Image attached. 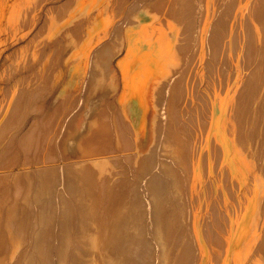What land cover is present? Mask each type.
Returning <instances> with one entry per match:
<instances>
[{"label": "rangeland", "instance_id": "rangeland-1", "mask_svg": "<svg viewBox=\"0 0 264 264\" xmlns=\"http://www.w3.org/2000/svg\"><path fill=\"white\" fill-rule=\"evenodd\" d=\"M22 1L0 2V264H35L39 251L50 259L38 263L62 264L58 257L65 247L71 261L63 264H89L87 258H75L91 253L92 243L96 257L105 255L94 263L109 264L112 214L131 210L134 219L121 228L128 254L134 253L126 255V264H220L227 245L233 246L230 264H251L256 255L264 256V0H231L234 10L230 0H33L30 10L22 9ZM45 3H52L48 11ZM16 13L27 16L17 27ZM3 35L10 43L3 45ZM28 35L31 52L15 54L14 38ZM42 66L53 73L16 74ZM128 74L145 107L139 121L124 115L120 101ZM224 88L231 90V99L224 104L222 127L231 139L236 174L221 161L220 137L212 130V99ZM92 116L96 122L90 131ZM113 206L129 207L112 213ZM245 206V232L234 239ZM157 216L165 230L163 247L153 234L151 220ZM66 219L71 228L65 227ZM197 232L212 249L202 262ZM145 255L150 260L142 262Z\"/></svg>", "mask_w": 264, "mask_h": 264}, {"label": "bare ground", "instance_id": "bare-ground-1", "mask_svg": "<svg viewBox=\"0 0 264 264\" xmlns=\"http://www.w3.org/2000/svg\"><path fill=\"white\" fill-rule=\"evenodd\" d=\"M10 0H7V2H9ZM90 2L92 1V0H89ZM215 1V0H214ZM237 1V0H236ZM84 2V1H83ZM83 2H81V4L83 3ZM229 2V1H228ZM231 0H230V4H231ZM252 2V1H251ZM211 3V2H210ZM221 3V2H220ZM225 3H227V0H226V2ZM217 4L218 3H216V8L217 9H219L220 7H218L217 6ZM222 4V3H221ZM212 5V4H211ZM210 5V6H211ZM219 5V4H218ZM232 5V4H231ZM220 6V5H219ZM222 7H223V5H221ZM227 6H229L228 4H227ZM233 6H235V5H232V7H231V9H233L234 7ZM247 6H251V5H247ZM226 7V6H225ZM210 8V7H209ZM211 9V8H210ZM222 10H223V8H221ZM220 9V10H221ZM227 9V8H226ZM219 10V11H220ZM222 10L220 11V12H218L219 13V15H220V13H222ZM225 10V9H224ZM234 10V9H233ZM254 10V9H253ZM227 11V10H226ZM224 12V13H227V12ZM262 11H264V10H262ZM262 11H260V13L262 12ZM210 12V11H209ZM216 12V11H215ZM232 12V11H231ZM223 13V14H224ZM242 13V12H241ZM215 14H217V13H215ZM229 14V13H228ZM233 14V13H232ZM262 14H264V12H262ZM261 14V15H262ZM218 14H217V18H218V16H219ZM225 15H227V14H225ZM234 15V14H233ZM213 16V15H212ZM221 16V15H220ZM219 16V17H220ZM228 16V15H227ZM241 16H242V14H241ZM243 16H245V14L243 15ZM253 17V16H252ZM215 18V17H214ZM222 18V17H221ZM228 18V21H231L230 19H229V16L228 17H226L225 19H227ZM255 18V17H254ZM224 18H222V20H223ZM224 19V20H225ZM244 19V18H243ZM236 20H238V19H236ZM242 20V19H241ZM240 20V21H241ZM262 20H264V17H262ZM246 22V21H245ZM228 23V22H227ZM238 23V22H237ZM248 23V22H247ZM250 23V22H249ZM255 22L253 21V24H254ZM256 23L258 24V22L256 21ZM229 24V23H228ZM231 24H232V22H231ZM240 25L242 26L243 25V23L241 24L240 23ZM247 24H245L244 26H246ZM259 25V24H258ZM257 25V26H258ZM228 26V25H227ZM237 26V25H236ZM236 26H235V28H236ZM243 26V27H244ZM262 26V25H261ZM230 27H232V26H230ZM229 27V28H230ZM262 27H264V26H262ZM212 28V27H211ZM215 28V27H214ZM213 28V29H214ZM225 28H227V27H225ZM242 28V27H241ZM249 27H247V29H246V27L244 28L246 31L247 30H249L250 31V29H248ZM207 29V28H206ZM208 29H209V27H208ZM237 29V28H236ZM243 28H242V30H244ZM227 30V33H228V29H226ZM225 30V31H226ZM244 30V31H245ZM219 31V30H218ZM218 31H217V33H218ZM236 30H234V32H235ZM246 31H245V33H246ZM254 31V30H253ZM212 32H213V30H212ZM216 32V31H215ZM243 32V31H242ZM252 31H250V33H251ZM259 32V31H258ZM262 32H264V30H262ZM203 33V32H202ZM214 33V32H213ZM220 33V32H219ZM218 33V34H219ZM226 32L224 33L225 35L227 34ZM233 33V32H232ZM244 33V34H245ZM248 33V32H247ZM249 33V34H250ZM243 34V35H244ZM248 34V35H249ZM262 34V33H261ZM215 35V34H214ZM224 35V36H225ZM228 35V34H227ZM233 35V34H232ZM238 35H240V33L238 34ZM237 35V36H238ZM247 35V34H246ZM217 36H219V37H222V36H220V35H217ZM216 37V36H215ZM233 37V36H232ZM231 37V38H232ZM234 37H235V34H234ZM233 37V38H234ZM242 37H244V36H242ZM249 38L251 37V36H248ZM256 37H258L257 36V34H256ZM226 38H227V36H226ZM246 38V40H249V39H247V36L245 37ZM235 39V38H234ZM237 39V38H236ZM251 39V38H250ZM261 39V38H260ZM262 39H264V38H262ZM227 40V39H226ZM232 40L233 39H231V42H232ZM241 40V39H240ZM246 40H243L244 42L246 41ZM242 41V40H241ZM242 41V44H244V42ZM258 41H259V37H258ZM216 42V41H215ZM234 42V41H233ZM233 42H232V44H233ZM252 41H250L249 40V42H248V45L251 43ZM260 43H261V41H259ZM218 42H216V44H217ZM223 43V42H222ZM235 44H237V41L236 42H234ZM241 43V42H240ZM247 42H245V44H246ZM260 43H258V44H260ZM235 44H233V45H231V47L232 46H234ZM248 45H246L247 46V48H249V49H251V47H248ZM251 45V44H250ZM252 46V45H251ZM201 47V46H200ZM218 47V46H217ZM235 47V46H234ZM237 47V46H236ZM241 47V46H240ZM239 47V49H241ZM213 48V47H212ZM219 48V47H218ZM217 48V49H218ZM225 48H226V50L228 49L227 48V45L225 46ZM247 48H246V50H247ZM211 50V49H210ZM219 50V49H218ZM229 50H232V49H229ZM214 51V50H213ZM217 51V50H216ZM221 51V50H220ZM220 51H219V53H220ZM225 51V50H224ZM223 51V52H224ZM253 51H254V49H253ZM232 52V51H231ZM244 52V51H243ZM242 53V52H241ZM214 54H215V52H214ZM238 55V54H237ZM217 56V55H216ZM233 56V55H232ZM237 57V56H236ZM242 57H243V55H242ZM213 58V57H212ZM215 58V57H214ZM233 58V57H232ZM223 59V58H222ZM221 59V60H222ZM241 59V58H240ZM229 60V59H228ZM218 61V60H217ZM223 62V61H222ZM235 62H236V59H235ZM148 64V63H147ZM213 64V63H212ZM235 64V63H234ZM222 65V64H221ZM243 65H244V63H243ZM252 65V64H251ZM213 68H214V65H213ZM215 69V68H214ZM247 69V68H246ZM216 70V69H215ZM235 72H238V71H235ZM250 72V71H249ZM210 73V72H209ZM247 74V73H246ZM217 75V74H216ZM224 77L226 76V75H223ZM238 76V75H237ZM246 76V75H245ZM244 76V77H245ZM127 80H125L124 79V82L126 83V84H128V87L126 88V89H124V91L122 92V93H124V94H121V96H120V101H121V104L123 105V107H125V112H123L124 113V115H126V117L127 118H129L130 120H132V119H135V118H137V121H139V120H141V119H143V117L141 116L143 113H144V111H143V109L145 108H142V102H140L139 101V95H137L136 93H135V91H136V87H134V80L130 77V75L128 74L127 75ZM232 77V76H231ZM234 77H235V75H234ZM256 77V76H255ZM233 78V77H232ZM230 79V78H229ZM237 79V78H236ZM224 80V79H223ZM241 80V79H240ZM234 81H235V79H234ZM237 81H239V80H237ZM209 82V81H208ZM230 83H231V80L229 81ZM228 82V83H229ZM224 84H225V82H223ZM242 83V82H241ZM210 84V83H209ZM243 84V83H242ZM193 85H195V84H193ZM223 85V84H222ZM229 85H231V84H229ZM235 85V84H234ZM241 86V85H240ZM225 87V86H224ZM239 87V86H238ZM257 87V86H256ZM196 88V87H195ZM216 88V87H215ZM229 88H231V87H229ZM233 88V87H232ZM240 88V87H239ZM238 88V89H239ZM228 89V88H227ZM227 89H223L222 91H221V93H219V94H217V97L218 98H216L217 100H215V99H212V97H211V99H212V110H211V122H212V130H214V132H215V134H217L219 137H220V146H221V161L223 162V161H225L226 162V166L228 165V167H229V172L230 173H234V174H236L235 172L237 171V167H236V162H235V157H234V155H232L231 154V147H232V145H231V143H230V140L228 139L229 137H227V132L225 133V131H224V127H222V118H223V116H225V108H224V104L226 103V102H228L231 98V90L229 91V90H227ZM246 89V88H245ZM196 90V89H195ZM195 90H193V91H195ZM208 90V89H207ZM249 90V89H248ZM185 91V90H184ZM209 92V91H208ZM243 92H245V91H243ZM250 92V91H249ZM217 93V92H216ZM249 94V93H248ZM216 94H214V96H215ZM193 96V95H192ZM202 96V95H201ZM205 96V95H204ZM212 96V95H211ZM246 96H247V94H246ZM245 97V96H244ZM199 98H200V96H199ZM244 99V98H243ZM248 100V99H247ZM245 101V100H244ZM217 102H219V104H221V105H217V104H215V103H217ZM250 102V101H249ZM200 103H201V100H200ZM209 103V102H208ZM248 103V102H247ZM240 105V104H239ZM210 106V105H209ZM221 106H223V107H221ZM227 107L229 108V106L227 105ZM248 107V106H247ZM246 107V108H247ZM249 108H251V107H249ZM258 109H260V108H258ZM261 109H264V107H261ZM146 111H147V109H145ZM199 110V109H198ZM228 110V109H227ZM250 110V109H249ZM195 111V110H194ZM200 111V110H199ZM93 112V111H92ZM91 112V113H92ZM162 113V112H161ZM200 113V112H199ZM246 113V112H245ZM93 114H96V113H94L93 112ZM193 115V114H192ZM259 115V114H258ZM93 117V116H92ZM244 117V116H243ZM209 118H210V116H209ZM242 118V117H241ZM249 118V117H248ZM254 118V117H253ZM242 119H244V118H242ZM190 120V119H189ZM249 120V119H248ZM208 121H209V119H208ZM254 121V120H253ZM95 122H96V119H94V117H93V119H92V121H91V123L93 124V126H90V128H88L90 131L93 129V127H94V124H95ZM189 123V122H188ZM209 123V122H208ZM197 125V124H196ZM242 125H243V123H242ZM257 125V124H256ZM256 125H255V128H256ZM187 128V127H186ZM185 128V129H186ZM243 128V127H242ZM254 127H253V129H255ZM184 129V130H185ZM189 130V129H188ZM186 131V130H185ZM227 131V130H226ZM250 131H251V129H250ZM254 131V130H253ZM210 133V132H209ZM249 133V132H248ZM251 133V132H250ZM252 134V133H251ZM250 134V135H251ZM256 134V133H255ZM216 135V136H217ZM230 135V134H229ZM257 135V134H256ZM214 137V136H213ZM250 137V136H249ZM251 137H254L253 135H251ZM261 137V136H260ZM209 138V137H208ZM207 138V139H208ZM216 139V138H215ZM241 139V138H240ZM260 139V138H259ZM204 141H206V139L204 140ZM216 141V140H215ZM217 142V141H216ZM241 142V141H240ZM202 143V142H201ZM204 143V142H203ZM208 143V142H207ZM258 144V143H257ZM176 145H177V143H176ZM203 145V144H202ZM206 145V144H205ZM190 146H192V145H190ZM199 146V145H198ZM234 147H235V144L233 145ZM259 145H257V147H258ZM252 147V146H251ZM186 149V148H185ZM235 149V148H234ZM258 149V148H257ZM77 150V149H76ZM190 150V149H189ZM197 150H198V148H197ZM196 150V151H197ZM185 152V151H184ZM235 152V151H234ZM191 153V152H190ZM241 153V152H240ZM236 155H237V153H236ZM240 155V154H239ZM259 155V154H258ZM169 158V157H168ZM237 158V157H236ZM239 158V157H238ZM170 160V159H169ZM217 160V159H216ZM165 161H166V159H165ZM240 161V160H239ZM244 161V160H243ZM215 162V161H214ZM157 163V162H156ZM240 163V162H239ZM243 164H245V163H243ZM248 164V163H247ZM156 165V164H155ZM238 165V164H237ZM246 165V164H245ZM137 167L139 166V165H136ZM135 166V167H136ZM143 166L144 165H142V168H143ZM158 166H159V164H158ZM249 166H251V165H249ZM150 167V166H149ZM215 167V166H214ZM106 168V167H105ZM132 168V167H131ZM153 168V167H152ZM151 168V169H152ZM158 168V167H157ZM240 168V167H239ZM138 169H140V166L138 167ZM146 169H150V168H148V167H146ZM174 169H177V168H174ZM174 169H171L170 168V170H174ZM206 169V168H205ZM241 169V168H240ZM251 169V168H250ZM134 170V169H133ZM214 171H215V169H213ZM249 170V169H248ZM253 170V169H252ZM258 170V169H257ZM261 170V169H260ZM259 170V171H260ZM125 171V170H124ZM152 171V170H151ZM167 171H168V169H167ZM262 171H264V170H262ZM117 172V171H116ZM128 172V171H127ZM148 172V171H147ZM177 172V171H176ZM200 172V171H199ZM246 172V171H245ZM248 172V171H247ZM250 172V171H249ZM248 172V173H249ZM103 173V172H102ZM110 173V172H109ZM136 173V172H135ZM239 173H240V171H239ZM251 173V172H250ZM256 173V172H255ZM112 174V173H111ZM148 174V173H147ZM167 174V173H166ZM168 174H169V172H168ZM167 174V175H168ZM178 174H180L179 172H178ZM206 174V173H205ZM213 174V173H212ZM220 174V173H219ZM262 174V173H261ZM133 175V174H132ZM152 175V174H151ZM157 175H158V173H157ZM156 175V176H157ZM162 174L160 173V176H161ZM210 175V174H209ZM242 175V174H241ZM250 175V174H249ZM252 175V174H251ZM250 175V176H251ZM112 176V175H111ZM110 176V177H111ZM120 176V175H119ZM155 176V175H154ZM153 176V177H154ZM154 177V178H157L158 179V177ZM165 176V175H164ZM181 176V175H180ZM238 176H239V174H238ZM245 176H247V175H245ZM254 176V175H253ZM252 176V177H253ZM94 177V176H93ZM107 177V176H106ZM143 177V176H142ZM144 177H146V174H144ZM152 177V178H153ZM244 177V176H243ZM262 177H264V176H262ZM119 178V177H118ZM153 178V179H154ZM180 178V177H179ZM182 178V177H181ZM256 178H257V176H256ZM101 179V178H100ZM105 179V178H104ZM107 179V178H106ZM119 179H121V178H119ZM173 179H174V177H173ZM142 180V179H141ZM151 180V179H150ZM181 180V179H180ZM101 181H103V180H100V183H101ZM108 181H109V179H108ZM126 181V180H125ZM154 181V180H153ZM174 181H176V180H174ZM245 181L246 180H244V183H245ZM249 181H250V178H249ZM150 182V181H149ZM155 182H156V179H155ZM178 182V181H177ZM203 182V181H202ZM260 182H262V180L260 181ZM260 182H258V183H260ZM98 183H99V181H98ZM103 183V182H102ZM101 183V184H102ZM133 183V182H132ZM154 183V182H153ZM157 183H158V181H157ZM179 183V182H178ZM177 183V184H178ZM257 183V182H256ZM101 184H99V186L101 185ZM143 184V183H142ZM180 184V183H179ZM183 184V183H182ZM181 184V185H182ZM243 184V183H242ZM247 184V183H246ZM249 184V183H248ZM252 184V183H251ZM139 185V184H138ZM152 185H154V184H151V186ZM258 185V184H257ZM141 186H145L146 187V183H145V185H141ZM156 186H158V185H156ZM249 186V185H248ZM256 186V185H255ZM138 187V186H137ZM154 187H155V185H154ZM159 187V186H158ZM158 187H156V188H158ZM218 187H219V185H218ZM258 187H259V185H258ZM258 187H257V189H258ZM260 187H264V186H260ZM130 188V187H129ZM160 188V187H159ZM162 188H164V187H162ZM181 188V187H180ZM256 188V187H255ZM254 188V189H255ZM170 189V188H169ZM178 189V188H177ZM183 189V188H182ZM239 189V188H238ZM252 189H253V186H252V188H251V191H252ZM260 189V188H259ZM258 189V190H259ZM132 190V189H131ZM153 190V189H152ZM158 190V189H157ZM161 190V189H160ZM159 190V191H160ZM202 190H204V189H202ZM139 191V190H138ZM154 191V190H153ZM171 191V190H170ZM181 191H183V190H181ZM218 191V190H217ZM134 192V191H133ZM137 192V191H136ZM140 192V191H139ZM142 192V191H141ZM157 192V191H156ZM161 192V191H160ZM165 192V191H164ZM163 192V193H164ZM172 192V191H171ZM248 192V191H247ZM115 193V192H114ZM138 193V192H137ZM159 193V192H158ZM169 193V192H168ZM168 193H166V194H168ZM237 193H238V190H237ZM244 193H246V192H244ZM251 193V192H250ZM252 193H253V191H252ZM133 194H135V193H133ZM148 194V193H147ZM152 194V193H151ZM150 194V195H151ZM172 194H174V193H172ZM240 194V193H239ZM248 194V193H247ZM259 194H260V192H259ZM154 195V194H153ZM156 195V194H155ZM158 195H160V194H158ZM165 195V194H164ZM163 195V196H164ZM175 195V194H174ZM241 195V194H240ZM256 195V194H255ZM114 196V195H113ZM121 196V195H120ZM133 196H135V195H133ZM137 196V195H136ZM146 196V195H145ZM162 196V195H161ZM225 196V195H224ZM244 196V195H243ZM254 196V195H253ZM260 196V195H259ZM122 197V196H121ZM131 197V196H130ZM158 197V196H157ZM240 197V196H239ZM238 197V198H239ZM251 197V196H250ZM134 198V197H133ZM138 198V197H137ZM136 198V199H137ZM149 198V197H148ZM151 198V197H150ZM163 198V197H162ZM168 198H170V197H168ZM187 198V197H186ZM230 198V197H229ZM262 198H264V197H262ZM142 199V198H141ZM155 199V198H154ZM154 199H152V201H155ZM158 199H160V198H158ZM166 199H167V197H166ZM175 199H178V198H175ZM236 199H237V197H236ZM241 199V198H240ZM258 199H260V197L258 198ZM258 199H256V200H258ZM105 200V199H104ZM124 200V199H123ZM130 200V199H129ZM137 200H139V199H137ZM136 200V201H137ZM162 200H164V198L162 199ZM162 200L160 201L161 203H162ZM169 200V199H168ZM121 201V200H120ZM132 201V200H131ZM145 201V200H144ZM149 201V200H148ZM166 201V200H165ZM171 201V200H170ZM175 201V200H174ZM185 201V200H184ZM183 201V202H184ZM212 201V200H211ZM215 201V200H214ZM227 201V200H226ZM237 201H238V199H237ZM261 201H264V200H262L261 199ZM118 202V199L117 200H115V203H117ZM126 202V201H125ZM151 202V201H150ZM251 202V201H250ZM257 202V201H256ZM114 203V204H115ZM119 203V202H118ZM117 203V204H118ZM144 203V202H143ZM146 203V202H145ZM153 203V202H152ZM170 203V202H169ZM239 203V202H238ZM262 203V202H261ZM261 203H260V205H261ZM135 204H136V202H135ZM147 204V203H146ZM149 204V203H148ZM155 203H153V205H154ZM159 204V203H158ZM162 204H164V203H162ZM176 204V203H175ZM178 204V203H177ZM241 204H242V201H241ZM258 204V203H257ZM104 205V204H103ZM129 205V204H128ZM134 205V204H133ZM138 205V204H137ZM137 205H135L136 207H137ZM151 205V204H150ZM157 205V204H156ZM161 205V204H160ZM165 205V204H164ZM164 205H163V207H164ZM167 205V204H166ZM174 205V204H173ZM202 205V204H201ZM227 205V204H226ZM245 205H246V203H245ZM259 205V204H258ZM259 205V206H260ZM262 205H264V203H262ZM115 206V205H114ZM113 206V208H112V213H113V211L115 210V209H117V211L118 210H121V211H124V210H128V207L126 208V207H114ZM132 206V205H131ZM152 206V205H151ZM157 206H159V205H157ZM162 206V205H161ZM168 206V205H167ZM170 206V205H169ZM168 206V207H169ZM242 206V205H241ZM139 207H140V205H139ZM141 207H143V206H141ZM150 207V206H149ZM163 207H162V209H163ZM208 207H209V205H208ZM244 207V206H243ZM132 208V207H131ZM130 208V209H131ZM133 208H135V207H133ZM144 208V207H143ZM142 208V209H143ZM175 208H176V206H175ZM185 208V207H184ZM188 208V207H187ZM237 208V205H236V207H235V209ZM245 208H246V206H245ZM244 208V209H245ZM260 208H262L261 206H260ZM111 209V208H110ZM155 209H157L156 208V206H155ZM161 209V210H162ZM238 209V208H237ZM135 210H136V208H135ZM146 210V209H145ZM173 210V209H172ZM186 210V209H185ZM243 210V209H242ZM253 210V209H252ZM262 210H264V208H262ZM120 211V212H121ZM130 211V210H129ZM133 210H131V212H132ZM137 211H138V208H137ZM136 211V212H137ZM164 211H167V210H164ZM215 211V210H214ZM245 211V210H244ZM260 211H261V209H260ZM114 212H116V211H114ZM128 212V211H127ZM131 212H129L128 214H112V249H108L107 248V250L109 251V250H112V260H111V262H112V264H119V262H120V264L123 262L124 264H126L125 262V258L128 256V258H131V257H129V255L130 254H128L129 252H127V248L129 247V246H127V245H125V243L127 242V243H129L128 241H126L125 242V240H122L123 238H125L126 236H124L123 234H124V232H123V229H122V232L123 233H121V228L125 225V224H127V221H128V219L130 220V218H132V219H134L133 217H130L131 216ZM135 212V211H134ZM136 212H135V214H136ZM153 212H155L154 210H153ZM231 212V211H230ZM247 212H249V208H246V214L244 213L242 216H240V218H239V222L236 224L237 225V227H238V229L236 230V233L234 232V239H236V237L238 238L239 237V235H241L242 233H244L245 232V228H246V220H247V215H248V213ZM257 212H259V211H257ZM123 213H126V211L125 212H123ZM152 213V212H151ZM156 213V212H155ZM154 213V214H155ZM161 213V212H160ZM159 213V214H160ZM169 213V212H168ZM171 213V212H170ZM178 213V212H177ZM214 213V212H213ZM217 213V212H216ZM232 213V212H231ZM250 213H251V211H250ZM139 214V213H138ZM143 214V213H142ZM146 214V213H145ZM158 214V213H157ZM167 214V213H166ZM198 214V213H197ZM224 214V213H223ZM80 215V214H79ZM132 215H134L133 213H132ZM168 215H170V214H168ZM172 215V214H171ZM173 215H174V213H173ZM179 215V214H178ZM186 215V214H185ZM188 215V214H187ZM187 215H186V217H187ZM233 215V214H232ZM257 215V214H256ZM143 216V215H142ZM154 217H155V215H153ZM144 217H145V215H144ZM158 217V219L157 218H155L154 220H156V222H154L153 221V219L151 220L150 218V220L152 221L151 223H152V225H153V228H154V231H153V234L155 235V238L154 239H156V242L160 245H164V244H167V243H165L166 241H165V238H164V241H163V238L161 237L162 236V234L163 233H165V232H162V230H164V229H160V227L162 226V224L161 223H157V221L160 219L159 217L160 216H157ZM170 217V216H169ZM169 217H167L168 218V221H169ZM175 217V216H174ZM201 217V216H200ZM208 217V216H207ZM257 217V216H256ZM256 217H254L255 219H256ZM259 217V216H258ZM257 217V219H260V218H258ZM66 218V217H65ZM64 218V219H65ZM70 218V217H69ZM138 218V217H137ZM146 218H147V216H146ZM166 218V219H167ZM185 218V217H184ZM188 218V217H187ZM232 218V217H231ZM253 218V219H254ZM131 219V220H132ZM144 219V218H143ZM171 219V218H170ZM173 219V218H172ZM175 219H177V218H175ZM197 219V218H196ZM228 219V218H227ZM233 219V218H232ZM236 219V218H235ZM68 219H66V220H64V222L65 221H67ZM138 220H140V218L138 219ZM160 220H162V218L160 219ZM159 220V221H160ZM164 220V219H163ZM200 220V219H199ZM141 221V220H140ZM143 221V220H142ZM141 221V222H142ZM166 221V220H165ZM171 221V220H170ZM173 221V220H172ZM176 221V220H175ZM188 221V220H187ZM196 221H198V220H196ZM255 221V220H254ZM258 221V220H257ZM81 222V221H80ZM84 221H82V223H83ZM130 222V221H129ZM128 222V223H129ZM136 222V221H135ZM161 222V221H160ZM185 222H186V220H185ZM229 222V221H228ZM232 222V221H231ZM66 223V224H65ZM64 224H65V227L67 228V227H70L71 228V226H69V224L71 223L70 221L69 222H65ZM151 223H149L150 225H151ZM167 223V222H166ZM192 223V222H191ZM254 223V225H255V222H253ZM252 223V224H253ZM74 224V223H73ZM131 224H134V223H132L131 222ZM135 224H137V223H135ZM164 224V223H163ZM169 224V223H168ZM171 224V223H170ZM174 224V223H173ZM178 224V223H177ZM185 224V223H184ZM196 224H197V222H196ZM200 224V223H199ZM83 225V224H82ZM85 225V224H84ZM141 225V224H140ZM139 225V226H140ZM143 225V224H142ZM181 225V224H180ZM253 225V226H254ZM128 226V225H127ZM130 226V225H129ZM134 227H135V225H133ZM166 226V225H165ZM170 226V225H169ZM168 226V227H169ZM173 226V225H172ZM177 226V225H176ZM176 226H174V227H176ZM187 226V225H186ZM199 226V225H198ZM209 226V225H208ZM257 226V225H256ZM256 226H255V228H256ZM133 227V228H134ZM136 227H137V225H136ZM141 227V226H140ZM145 227V226H144ZM148 227V226H147ZM171 227V226H170ZM180 227H182V226H180ZM183 227H184V225H183ZM209 227H211V226H209ZM124 228V227H123ZM131 229H133L132 228V226L130 227ZM164 228H166V227H164ZM185 228H188V227H185ZM198 228V227H197ZM254 228V227H253ZM69 229V228H68ZM83 229V228H82ZM126 229H127V227H126ZM125 229V230H126ZM142 229H144V228H142ZM149 229V228H148ZM152 229V228H151ZM150 229V230H151ZM169 229V228H168ZM177 229V228H176ZM183 229V228H182ZM236 229V228H235ZM140 230H141V228H140ZM140 230H138V231H140ZM170 230L172 231V228H170ZM187 230H189V229H187ZM231 230V229H230ZM254 230V229H253ZM256 230L258 231V229L256 228ZM77 231L78 232H80L78 229H77ZM92 231H93V229H92ZM128 231H129V229H128ZM131 231V230H130ZM165 231V230H164ZM166 231H167V229H166ZM177 231H179V230H177ZM182 231V230H181ZM199 231V230H198ZM255 231V230H254ZM95 232V231H94ZM137 231H135V233H136ZM173 232V231H172ZM256 232V231H255ZM82 233H83V231H82ZM109 233V232H108ZM128 233V232H127ZM133 233V232H132ZM132 233H131V235H132ZM142 233H143V231H142ZM167 233V232H166ZM174 233V232H173ZM172 233V234H173ZM189 233V232H188ZM139 235H140V232L138 233ZM170 234V233H169ZM169 234H168V236H169ZM203 234V233H202ZM261 234V233H260ZM137 235V234H136ZM145 234H143L142 236H144ZM153 235V236H154ZM178 235H180V234H178ZM187 235V234H186ZM189 235H190V233H189ZM188 235V236H189ZM195 237H196V239H197V241L199 242L198 243V245H199V247H200V260L202 259V258H204L205 256H207L208 254L210 255H212V251H210V250H212L211 249V247L209 246V245H207V243L205 242V240H204V238L202 237L203 235H201L199 232H197V233H195ZM134 236V235H133ZM133 236H131V238L133 237ZM171 236V235H170ZM185 236V235H184ZM187 236V237H188ZM230 236V235H229ZM255 236H257V235H255ZM260 236V235H259ZM165 237V236H164ZM175 237V239H176V235L175 236H173V238ZM253 237V235L251 236V238ZM134 238V237H133ZM132 238V239H133ZM138 238H141V237H138ZM138 238H136L137 240H138ZM144 239L146 238V237H143ZM162 238V239H161ZM189 238V237H188ZM233 238V237H232ZM255 238V237H254ZM122 240V242L120 243L119 242V240ZM143 239V240H144ZM177 239H180L179 237L177 238ZM193 239V238H192ZM229 239H231V238H229ZM250 239V238H249ZM120 240V241H121ZM136 240V241H137ZM147 240H149V239H147ZM233 240V239H232ZM247 240H248V238H247ZM251 240V239H250ZM255 240V239H254ZM138 241H140V240H138ZM137 241V242H138ZM185 241H187V240H185ZM235 241V240H234ZM257 241V240H256ZM83 242V241H82ZM92 242H94V241H92ZM123 242H125V243H123ZM130 242H132L133 243V241L131 240ZM136 242V243H137ZM149 242V241H148ZM156 242H154L155 244H156ZM164 242V243H163ZM176 241H174V243H175ZM189 243H190V241H188ZM187 242V243H188ZM249 242V241H248ZM85 242H83V244H84ZM116 243H119L120 244V246H119V248L117 249H115L114 250V248H113V246H115V244ZM126 243V244H127ZM140 243L142 244V242L140 241ZM140 243L138 242V244L140 245ZM144 243V242H143ZM179 243H180V241H179ZM193 243V242H192ZM253 243H255V241H253ZM95 243H92V246H91V253H89V254H78V255H76L77 257L75 258L76 260H78V259H80L81 261H82V259L84 260L85 258H87V259H89V264H95L94 262L96 261V260H100V259H102L103 257H105V255L102 257V256H98V257H96L95 256V250H96V246L94 245ZM134 244V243H133ZM137 244V245H138ZM194 244V243H193ZM192 244V245H193ZM248 244V243H247ZM81 245V247L83 248V246L85 245H82V244H80ZM117 245V244H116ZM130 245H131V243H130ZM136 245V244H135ZM151 245V243L150 244H148V246H150ZM163 245H162V247H163ZM236 245V244H235ZM255 245V244H254ZM140 246H142V245H140ZM143 246H144V244H143ZM165 246V245H164ZM185 246V245H184ZM109 247V246H108ZM131 250H133L134 248H135V246H132L131 245ZM139 249L141 248V247H139V246H137ZM147 247V246H146ZM151 247V246H150ZM157 247V246H156ZM160 247V246H159ZM161 247V248H162ZM194 247V246H193ZM233 247V246H232ZM232 247H230L229 245H227V247H224L225 249L224 250H222V252H223V254H222V262L220 263V264H230V262H229V258H230V251H231V249H233ZM79 246H77V248L75 249V250H77L78 249V252H79ZM110 248V247H109ZM170 248V247H169ZM172 248H174V247H172ZM235 248V247H234ZM39 249H42V248H39ZM44 249V248H43ZM89 249H90V247H89ZM125 249V250H124ZM138 249V250H139ZM143 249H144V247H143ZM152 249H154L153 248V246H152ZM136 250H137V248H136ZM141 250H142V248H141ZM188 250V249H187ZM44 251V250H43ZM61 252H62V254L60 253V255H59V257H58V259H61L60 261L62 262V264H63V262H65L64 260H66L68 257L67 256H69V255H66L67 254V252L69 251V249L67 248V247H65V248H62V250H60ZM88 251V250H87ZM129 251H130V248H129ZM195 251V250H194ZM38 252V250L36 249V253ZM48 252V251H47ZM111 252V251H110ZM127 252V253H126ZM137 252V251H136ZM140 252V251H139ZM150 251H147V253H149ZM153 252V251H152ZM156 252V251H155ZM165 252V251H164ZM168 252V251H167ZM192 252V251H191ZM221 252V253H222ZM36 253H35V255H36ZM38 253H40L39 255H36V256H34V257H36V259L38 260V262L41 260H46L47 258H46V254L44 255V254H42V252H38ZM46 253V252H45ZM72 253V252H71ZM105 253V252H104ZM144 253H145V251H144ZM146 253V254H147ZM185 253V252H184ZM134 253L132 252V254L131 255H133ZM143 254V253H142ZM150 254H151V252H150ZM154 254V253H153ZM152 254V255H153ZM168 254V253H167ZM171 254V253H170ZM169 254V255H170ZM251 254V253H250ZM44 255V256H43ZM72 255V254H71ZM74 255V254H73ZM127 255V256H126ZM130 255V256H131ZM136 255V254H135ZM192 255V254H191ZM48 256H50L49 254H48ZM142 256V255H141ZM184 256V255H183ZM193 256V255H192ZM192 256H191V258H192ZM33 257V255H31V257L29 256V259H35ZM51 257V256H50ZM90 257V258H89ZM107 257V256H106ZM133 257V256H132ZM145 257L146 258H144V256H143V261L142 262H144L146 259H149L150 257H151V255H150V257L148 256V255H145ZM148 257V258H147ZM187 257V256H186ZM69 258H71V256L69 257ZM72 258H74V257H72ZM127 258V259H128ZM138 258V257H137ZM139 258H140V255H139ZM138 258V259H139ZM153 258V257H152ZM169 258L171 259V256H169ZM31 259V260H32ZM35 259V260H36ZM48 259H50V258H48ZM52 259V258H51ZM105 259V258H104ZM111 259V258H110ZM141 259H142V257H141ZM154 259V258H153ZM152 259V260H153ZM175 259H178V258H175ZM185 259V258H184ZM207 259V258H206ZM244 259V258H243ZM32 260V261H33ZM37 260H36V262H37ZM63 260V261H62ZM132 260H136L135 258H133ZM150 260V259H149ZM191 260V259H190ZM254 260V259H253ZM48 261V260H47ZM47 261H45V262H47ZM67 261V260H66ZM71 261V259H68V261L67 262H70ZM75 261V260H74ZM134 261H133V263H134ZM192 261V260H191ZM37 262V263H38ZM49 262V261H48ZM79 262V261H78ZM111 262L109 263V264H111ZM138 262V261H137ZM141 262V261H140ZM139 262V263H140ZM174 263H175V260L173 261ZM201 262H202V260H201ZM17 263V262H16ZM15 263V264H16ZM35 263V262H34ZM37 263H35V264H37ZM66 263V262H65ZM64 263V264H65ZM75 263V262H74ZM73 263V264H74ZM138 263V264H139ZM146 263H149V262H147L146 261ZM145 262H144V264H146ZM153 263V262H152ZM155 263V262H154ZM8 264V263H7ZM38 264H46V263H44V262H42V263H38ZM129 264H131V263H129ZM183 264V263H182ZM198 264H200V262H198ZM251 264H264V256H262V254L260 253V254H258V255H256V259L251 263Z\"/></svg>", "mask_w": 264, "mask_h": 264}, {"label": "crops", "instance_id": "crops-1", "mask_svg": "<svg viewBox=\"0 0 264 264\" xmlns=\"http://www.w3.org/2000/svg\"><path fill=\"white\" fill-rule=\"evenodd\" d=\"M4 0H0V2H3ZM15 1V3L18 1L20 4H21V1L22 0H13ZM24 3H23V7L22 9L24 10V8H27L28 10H30L31 8V5H32V2L33 0H23ZM22 1V2H23ZM19 4V5H20ZM45 11H48V7H51L52 6V3H45ZM18 10H16L17 12ZM22 16H18L17 13H16V16L13 18L14 19V26L17 27V26H21V19ZM22 18H27L26 17H22ZM43 18H44V14H43ZM18 21V22H17ZM25 25V24H24ZM2 39H3V45L6 44V43H10L8 40H6V36L3 35L2 36ZM7 41V42H6ZM6 42V43H5ZM13 47H12V51L16 54L17 52L18 53H21V52H24L26 50H29L31 52L32 50V47H31V37L30 35H28L26 38L22 39V40H19V41H16L15 38L13 40ZM53 50V48H52ZM36 69H40L41 72H37L35 71ZM35 71V72H34ZM50 73H53L49 67H45V66H42V67H30L28 68V70H24V71H17L16 74L18 75H30V74H50ZM63 74V73H62Z\"/></svg>", "mask_w": 264, "mask_h": 264}]
</instances>
